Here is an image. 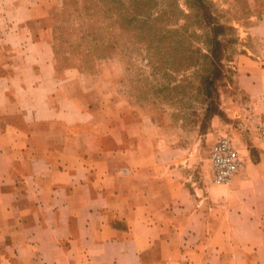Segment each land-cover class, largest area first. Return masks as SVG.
Listing matches in <instances>:
<instances>
[{
  "label": "crops",
  "instance_id": "1",
  "mask_svg": "<svg viewBox=\"0 0 264 264\" xmlns=\"http://www.w3.org/2000/svg\"><path fill=\"white\" fill-rule=\"evenodd\" d=\"M5 1L18 20L22 0ZM244 34L252 41L234 48L223 104L238 123L219 127L241 136L243 164L231 183L208 186L191 169L190 148L164 129L88 131L85 108L69 104L55 75L29 68L48 61L6 55L2 41L18 47L24 34L5 29L0 264H264V145L244 107L264 112V20Z\"/></svg>",
  "mask_w": 264,
  "mask_h": 264
},
{
  "label": "rangeland",
  "instance_id": "2",
  "mask_svg": "<svg viewBox=\"0 0 264 264\" xmlns=\"http://www.w3.org/2000/svg\"><path fill=\"white\" fill-rule=\"evenodd\" d=\"M22 3L23 14L15 21L8 17L10 4L0 0V38L7 28L24 34L18 47L2 41L7 56L48 61V65L34 61L29 68L55 75L57 89L70 95L69 104L85 108L88 131H98L95 124L119 123V135L140 128L148 137L163 136L164 129L190 148L191 169L200 183L218 185L212 182V145L225 134L235 143L242 139L219 128L238 123L234 121L238 116L223 109L233 80L231 55L234 48L252 41L244 32L264 20V0ZM216 23L223 26L217 37L219 53ZM213 117L217 129L211 132ZM80 127L72 124L71 130ZM109 132L104 131L105 137ZM109 143L105 141V147Z\"/></svg>",
  "mask_w": 264,
  "mask_h": 264
},
{
  "label": "built area",
  "instance_id": "3",
  "mask_svg": "<svg viewBox=\"0 0 264 264\" xmlns=\"http://www.w3.org/2000/svg\"><path fill=\"white\" fill-rule=\"evenodd\" d=\"M246 118L251 121L264 145V112L255 111L251 106H244ZM210 165L212 169V182L222 185L229 184L237 175L243 164V156L229 135H221L210 150Z\"/></svg>",
  "mask_w": 264,
  "mask_h": 264
},
{
  "label": "trees",
  "instance_id": "4",
  "mask_svg": "<svg viewBox=\"0 0 264 264\" xmlns=\"http://www.w3.org/2000/svg\"><path fill=\"white\" fill-rule=\"evenodd\" d=\"M207 16H208V14H207ZM213 28H214V31H215L214 39L217 41L216 45H215V51H217L219 53L220 52V48H221V43L219 42L217 37L220 36L219 33L222 32L223 26L220 23H216V24H214Z\"/></svg>",
  "mask_w": 264,
  "mask_h": 264
}]
</instances>
